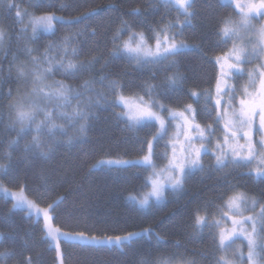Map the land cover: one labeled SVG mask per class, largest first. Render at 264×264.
<instances>
[{"label": "trees", "instance_id": "1", "mask_svg": "<svg viewBox=\"0 0 264 264\" xmlns=\"http://www.w3.org/2000/svg\"><path fill=\"white\" fill-rule=\"evenodd\" d=\"M6 3L9 0H5ZM19 9L27 10L34 15L49 12L63 17L55 22L50 33H38L35 39L27 31H21L23 24L16 17L15 10L5 6L3 11V29L6 34L5 46L0 55V165H9L7 170L0 168V183L5 187L18 191L25 186L26 195L34 200L40 208L56 202L59 197L58 219H53L55 227L66 232H84L87 236H116L127 232H140L152 229L151 236L126 242L122 248L109 245H92L87 242L61 241L64 264H141L142 261H155L160 264H215L217 243L213 239L218 229L205 228L198 232L195 228V215L212 214L219 220L216 207L223 205L221 195L231 196L243 193L260 202L264 206V177H256L247 166L229 165L217 170L212 153L203 154L201 162L203 171H195L185 182L183 190L165 191V199L150 203V208H141L134 203L133 197H142L149 191L144 165H127L123 167H93L103 159H138L146 153L144 141L151 140L156 128L130 127L117 114L123 112L120 106L111 104L110 90L97 82L94 88L103 92L107 102L101 101L99 106L91 109L93 116L84 135L68 126L64 120L59 124L68 127L69 135L79 139L69 144L66 137L56 145L55 151L48 158H32L31 164L25 158L24 144L31 140L35 133L20 136L19 126L9 127V105L14 103L25 83L18 77V64H31L25 48L35 51L33 55L41 57L48 44H58L65 36L80 31L77 43L73 47L79 50L75 57L78 61H89L103 57L109 61L103 69L108 80H119L125 85L124 95L127 97H144L148 100L144 86L158 85L157 99L174 110H183L188 104L196 109V122L202 127L211 124L215 137L209 147L214 149L217 140L223 136L222 124L217 125L215 116L204 113L206 101L190 95L204 90L214 92L215 81L219 75L216 57L225 55L232 47V41L225 42L218 35L220 21L231 17L238 20L235 8L223 0H195L194 16L187 18L173 4L163 0H12ZM60 3L67 5L60 8ZM55 5L54 7H49ZM139 9V12H134ZM79 23H66L76 20ZM127 21L133 32L143 33L150 46L155 44L153 29H159L169 22H181V27L172 28L168 35L183 32L177 41L184 40L196 47L183 51L161 64L138 65L127 56L116 57L113 51V36L121 27V21ZM93 31L95 34H93ZM130 33H121L126 40ZM160 37L164 33H159ZM117 44L120 41H116ZM59 57V50L49 53ZM176 60L175 68L169 67ZM103 63V61H101ZM97 63L95 70L76 78L56 74L52 79L64 81L73 88L84 92L81 85L97 78L101 68ZM248 66V64H245ZM182 74L185 79L175 90L166 86V79ZM248 83V76H234V86L242 89ZM11 90V96L9 91ZM239 93V92H238ZM242 95V93H239ZM94 92H85L81 100L93 97ZM75 104L76 101H73ZM211 109V103H207ZM19 139V146L11 142ZM47 139V137H45ZM154 161L158 168L168 162L170 147L168 138L155 142L153 146ZM11 153V158L7 153ZM166 154V155H165ZM47 170V182L39 176V169ZM12 201L0 196V252H12L14 255L0 257V264H24L31 258L32 264H59L58 254L51 241L46 237L42 220L27 214L20 209H12ZM207 208V213L205 209ZM226 211V209H225ZM155 233L164 237L157 241Z\"/></svg>", "mask_w": 264, "mask_h": 264}, {"label": "snow or ice", "instance_id": "2", "mask_svg": "<svg viewBox=\"0 0 264 264\" xmlns=\"http://www.w3.org/2000/svg\"><path fill=\"white\" fill-rule=\"evenodd\" d=\"M167 3H174L186 17L185 23L190 24L191 20L187 19L194 16L193 8L195 0H166ZM234 7L239 9V19L233 20L231 17L222 19L219 27L218 35L225 42L234 39H246L249 34L256 37L255 40H249L247 47H237L234 45L229 56L216 57V63L220 67V73L215 81L214 92L204 90L203 92L191 91L190 95L199 100L203 98L206 101L204 113L211 117L215 116L217 125L222 124L223 143L216 141L214 149L206 147L203 141H207L209 145L212 138L215 137V130L209 124L202 127L196 122V109L188 104L182 111L174 110L167 105L161 103L155 98L158 93V85L146 84L144 86L148 100L139 96L135 100L124 95L125 85L119 80H108L103 73V69L107 66V60L103 57L92 59L86 62L75 60L79 55V50L73 45L77 43V37L80 31L73 35L65 36L58 44H48L43 55L39 58L33 55L34 49L25 48V52L30 58L31 67L21 64L17 68L18 77L23 79L25 83L30 84L31 88L26 94L21 95L14 103L8 107L9 127L15 129L19 126V135H27L35 133L31 136V140L24 144L25 158L31 164L32 158H48L55 151L56 145L62 142L59 138L66 137L69 144L79 139V135L86 134L89 121L93 116L91 109L99 106L103 100L107 102V97L103 92H97L94 85L99 82L107 84L105 86L110 90L112 96L111 104L120 106L125 111L117 115L123 118L130 127H155L156 131L151 136V140H145L146 153L139 159V163L145 166V170H151L150 175L146 178L151 185L149 193L142 198L133 197L141 208H150V198H155L157 202L165 199L164 193L167 187L174 191L183 190L186 180L197 170L203 171L204 167L201 162V154L213 153L216 161V169L223 170L229 165L247 166L250 172L257 177H264V63L254 70L246 72L248 76V84L255 86L259 82V88L255 92L248 91L247 87L236 89L232 84L228 83L232 73L245 74V69L241 66L244 63H250L251 60L264 58V24L259 27L253 23L254 19H264V0L249 2L244 5L236 3V0H228ZM3 3V0H0ZM50 5L49 7H54ZM60 8L64 9L67 5L60 3ZM9 10H15L17 19L23 21L28 19L35 39L38 30L45 32L54 31V22L61 21L64 18L49 12L43 15H34L24 10L23 13L19 6L9 0L7 3ZM139 12V9H134ZM66 23H79L80 20H67ZM181 27V22L177 20L175 23L169 22L159 29V33H164L163 40L155 29L153 38L155 39V48L153 49L147 42L143 33L133 32L127 21H121V27L113 36V51L110 54L113 57L124 55L130 60H134L138 65L161 64L172 57L180 55L185 50H190L196 46L187 44L184 40L177 41V36H183V32L173 33L171 36L168 32L172 28ZM26 31V29H21ZM121 33H130L128 40H123ZM93 34L94 31H93ZM6 34L0 30V45L5 41ZM116 41H120L119 44ZM59 50V57L50 56L52 51ZM235 60V63H229V60ZM103 61V63H101ZM97 63H101V68L97 78L85 81L81 88L84 92L73 88L64 81L49 80L56 74H63L70 78H76L84 73L95 70ZM177 61L172 60L169 67L175 68ZM227 68V72L225 71ZM2 71V69H0ZM227 77V78H226ZM185 77L177 72L173 76L166 79V86L175 90L182 85ZM94 92L93 97L81 100L85 92ZM238 92L242 93L238 96ZM11 96V90L9 91ZM238 100V104L235 103ZM73 101H76L74 104ZM207 103H211V109L207 107ZM167 113V118L162 113ZM57 120H64L68 126L74 128L79 133L78 136L69 135L68 127L65 124L57 123ZM173 121H180L177 125L182 128L180 133L184 136L186 146H182V156L176 155V144L179 136L174 135L169 139L172 144L173 154L168 159V164L164 168L158 169L153 157V142L159 143L169 135V129ZM194 133V134H193ZM258 136L257 140H253V135ZM47 137V139H45ZM244 143L241 144L240 140ZM199 140L202 143L200 147H196L194 141ZM13 145L19 146V139L11 142ZM11 158V153L6 154ZM166 155V154H165ZM98 163H108L116 165H135L137 161L130 160H108L99 161ZM255 165L253 168L252 166ZM9 165H0V168L7 170ZM95 167V165H93ZM39 176L47 182L48 173L46 169H39ZM0 191L12 198V209H25L29 215L35 214L42 216L44 221V231L46 237L53 242L55 250L58 254L59 264H64L61 249V241L67 242H87L92 245H109L122 248L126 242L142 237L144 235L151 236L152 229H142L140 232H127L125 235L116 236H87L84 232H66L61 227L53 226V219H58L60 213L57 212L59 203L63 201V197L48 204L45 208L28 198L25 186H20L18 191H13L0 184ZM223 205H215L220 219H214L212 214L200 215L199 211L195 215V228L198 232H202L205 228L218 229L213 239L217 243V251L221 253L216 257L215 264H264V206H260V210L256 215L244 216L246 211L255 212L259 201L246 196L243 193H234L231 196L221 195ZM227 209V211H225ZM231 213V215H229ZM239 217V218H237ZM225 221H231L232 228L225 229L222 225ZM0 233V237H2ZM157 241L163 240L164 237L159 233H155ZM243 237L247 241V253L241 248H233V244L237 238ZM231 249V255L235 259H229L228 253ZM14 255L12 252H0V257H9ZM24 264H32L31 258H26ZM141 264H160V262L142 261ZM195 264V262H189Z\"/></svg>", "mask_w": 264, "mask_h": 264}, {"label": "rangeland", "instance_id": "3", "mask_svg": "<svg viewBox=\"0 0 264 264\" xmlns=\"http://www.w3.org/2000/svg\"><path fill=\"white\" fill-rule=\"evenodd\" d=\"M163 1H166V0H163ZM223 2L228 3V4H231V3L228 2V0H223ZM249 2H256V3H258L259 0H236V3H239L240 5H244V4H247V3H249ZM171 4H173L176 8H178L174 3H171ZM231 5L234 7L233 4H231ZM5 6H7V3H6L5 0H3V3H0V30H3V31H4V29H3V25H2V23H3V11H4ZM234 8H235V10L237 11V13H238V15H239V9L236 8V7H234ZM178 9H179V8H178ZM179 10H180V9H179ZM180 11L182 12V10H180ZM21 12L23 13L22 10H21ZM182 13H183V12H182ZM61 21H62V20H61ZM20 22H21V20H20ZM253 23L256 24L257 27H259L261 24H264V19H254V20H253ZM22 24H23V29H26V31L28 32V34L31 35V36H33L32 32H31V27H30V25L28 24V19H27L26 17L23 18ZM54 28H55V22H54ZM4 33H5V32H4ZM38 33H50V32H45V31H43V30H38L36 34H38ZM36 34H35V35H36ZM128 39H129V37H128L126 40H128ZM255 39H256L255 36L249 34L248 37H247L246 39H243V40H240V39H234V40H231V41H232V47H231V49H230L225 55L220 56V57L223 58V57H227V56H229V54H230L231 50L233 49L234 45L237 46V47H247L248 44H249V40H255ZM161 40H163V36L161 37ZM4 46H5V41H4V43H3L2 45H0V55L2 54V52H3V50H4ZM151 47L154 49V48H155V44L152 45ZM229 63H235V60L230 59V60H229ZM262 63H264V58H257V59H253V60H251L250 63H244V64H242L241 66L245 69V73H246L247 71H250V70H254V69H256V68L259 67ZM245 64H248V66H245ZM20 65H21V63L17 65V68H18V66H20ZM26 65H27V64H26ZM217 65H218V64H217ZM28 67L30 68V67H31V64H29ZM218 69H219V73H220V67H219V65H218ZM225 71L227 72V68H225ZM236 75H241V74H238V73L233 72L231 78L228 79V83L232 84L233 86H234V76H236ZM226 78H227V77H226ZM21 80L25 83V81H24L23 79H21ZM51 80H52V78L49 80V82H51ZM25 85H26V87H25L24 89H22V91L20 92V94H19L17 97H14V100L18 99L21 95H24V94H26L28 91H30L31 85H30V84H27V83H25ZM234 87H235V86H234ZM244 87H247V88H248V91H250V92H255V91L259 88V82L257 81V83H256L255 86L249 85V84L247 83ZM244 87H243V88H244ZM238 96H241V94L238 93ZM130 98H132L133 100H135L137 97L134 96V97H130ZM13 102H15V101H13ZM235 103L238 104V100H237ZM121 108H123V107H121ZM123 110L125 111L124 108H123ZM180 111H182V110H180ZM162 114L167 118V113H166V112H165V113H162ZM178 124H180V121H173V122H172V126H171V128L169 129V135H168V137H167V138H168V145H169V147H170L169 158H171V156H172V154H173V147H172V144L169 143V139H171L174 135H178V136H179L178 140L174 141V143L176 144V149H175V150H176V155H177V157L182 156V154H183L182 151H181L182 146H186V143H185V140H184V136H183L182 134H180V133L183 132V129H182V128H178V127H177ZM222 127H223V126H222ZM193 134H194V133H193ZM257 139H258V136H256L255 133H254V135H253V140L255 141V140H257ZM154 143H155V141L153 142V146H154ZM194 143H195V146H196V147H200V144H201L202 142L199 141V140H196V141H194ZM203 143L205 144L206 147H209L207 141H203ZM221 143H223V136H222V138H221ZM240 143L243 144V143H244V140L241 139V140H240ZM214 147H215V146H214ZM212 154H213V153H212ZM202 155H203V153L201 154V157H202ZM213 155H214V154H213ZM169 158H168V159H169ZM139 159H140V158H138V159H133V160H130V161H137L136 164L143 165V164H140V163H139ZM108 160H126V159H103V160H101V161H108ZM167 164H168V162H167ZM167 164H166V165H167ZM102 166H109V167H123V166H127V165H116V164H108V163H103V164L96 163L95 168H99V167H102ZM252 167L254 168L255 165H253ZM163 168H164V167H163ZM158 169H160V168H158ZM253 174H254V173H253ZM254 175H255V174H254ZM255 176H256V175H255ZM256 177H257V176H256ZM259 178H260V177H259ZM148 183H149V182H148ZM0 184H2V183H0ZM2 185H3V184H2ZM169 188H170V187H167L166 190L169 189ZM150 190H151V185H150V183H149V191H148V193L150 192ZM166 190H165V191H166ZM164 194H165V193H164ZM0 196H3V197H5V198H7V199H9V200L12 201V198H11L10 196L6 195L3 191H0ZM142 197H143V196H142ZM142 197H140V198H142ZM29 199H30V198H29ZM132 201H133L134 203L138 204L136 199H134V200H132ZM161 201H162V200H161ZM161 201H159V202H161ZM12 202H13V201H12ZM152 202H156V203H158V202L155 200V198H150V203H152ZM138 206H139V204H138ZM260 206H261V205H258V206H257L255 212H252V211H246V212L244 213V216L256 215V213H258L259 210H260ZM41 209H42V208H41ZM20 210H23V211H25V212L27 213V211H26L25 209H20ZM226 211H227V209H226ZM27 214H28V213H27ZM229 215H231V213H229ZM31 216H34L35 218L42 220V223H43V225H44V221H43L42 216L38 217V216L35 215V214H32ZM237 218H239V217H237ZM52 223H53V221H52ZM53 226H54V225H53ZM54 227H55V226H54ZM222 227H224L225 229H231V228H232L231 221H225V223L222 225ZM218 231H219V230H218ZM50 241H51V240H50ZM51 243H52V245H53L54 248H55V245L53 244L52 241H51ZM236 247L241 248L245 253H247V241H246L243 237L237 238V239L235 240V243L233 244V248H236ZM228 258H229V259H235V257H233V256L231 255V249L229 250Z\"/></svg>", "mask_w": 264, "mask_h": 264}]
</instances>
